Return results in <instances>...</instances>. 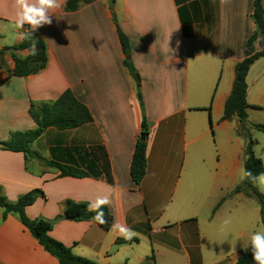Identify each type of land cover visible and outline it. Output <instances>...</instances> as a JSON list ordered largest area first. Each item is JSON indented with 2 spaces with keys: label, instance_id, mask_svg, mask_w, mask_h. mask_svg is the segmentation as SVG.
Here are the masks:
<instances>
[{
  "label": "crops",
  "instance_id": "1",
  "mask_svg": "<svg viewBox=\"0 0 264 264\" xmlns=\"http://www.w3.org/2000/svg\"><path fill=\"white\" fill-rule=\"evenodd\" d=\"M114 1V9L107 0H98L66 12L67 0H59L60 8L50 12L52 23L36 30L47 45V67L25 78L8 77L15 66L9 53L4 55L6 66H0V142L12 132L37 127L29 113L31 103H53L70 90L89 110L93 122L64 131L49 128L31 148L47 161L78 168L89 176L61 177L60 171L33 157L0 150V189L13 203L42 190L45 198L25 212L30 219L49 221L63 213L66 201L89 203L111 189L107 207L114 222L133 229L137 237L129 241L94 222L69 220L55 223L50 236L98 264H114L113 259L143 264L155 250L150 246L141 253L142 243L150 242L154 234H168L175 223L180 244H173L172 237L162 238L156 243L160 252L172 258L183 253L186 264H203L197 209L212 208L225 199L224 191L237 185L238 175L245 170L241 123L236 117L223 120V115L236 65L264 47L261 35L247 47L256 31L251 18L255 0ZM14 2L0 0V50L19 44L26 31L10 27ZM115 22L130 40V58L140 78L150 129L147 172L139 186L130 170L142 113L137 82L123 64ZM17 55L25 58L28 52ZM263 59L247 75L249 109H264V64L258 70ZM249 109L251 121L254 110ZM213 129L222 140L214 165L208 164L206 155ZM237 196L246 200L243 193ZM173 204L177 208L169 211ZM225 205L226 199L220 208ZM0 264L60 263L17 216L3 219L0 208Z\"/></svg>",
  "mask_w": 264,
  "mask_h": 264
},
{
  "label": "trees",
  "instance_id": "2",
  "mask_svg": "<svg viewBox=\"0 0 264 264\" xmlns=\"http://www.w3.org/2000/svg\"><path fill=\"white\" fill-rule=\"evenodd\" d=\"M98 0H67L65 5L66 12H75L84 5H89ZM264 0L254 1V11L251 16L256 25V31L247 41V47H252L261 35L264 37ZM116 23L119 40L125 60L123 62L125 68L130 75H137V99L140 104L142 113L141 134L137 139L133 159L131 163V178L133 182L139 186L145 178L147 172V140L150 129L145 115L143 95L141 92V83L139 75L133 65L131 58V44L127 35L121 30ZM26 31H29L25 25ZM25 31V32H26ZM36 44L35 55L32 54V44ZM18 51H27L28 55L21 58L17 55ZM9 53L14 61V69L8 71V77L25 78L31 75H36L43 71L48 64L47 45L39 32L35 31L31 39L23 38L22 41L14 46H7L0 50V66L5 67L4 55ZM264 57V47L261 51L244 59L235 67V80L233 90L225 103L223 120H230L236 117L241 123V134H245L248 128L247 109L250 108L247 103V75L251 66ZM261 109V108H259ZM210 111V108L208 109ZM29 113L36 123L37 127L28 131H16L10 134L6 141L0 142V150L23 153L26 156L33 157L50 168H55L60 171L61 177L85 178L89 174L75 167L63 165L54 161H47L41 155L34 152L31 148L32 144L38 140L44 132L49 128H55L60 131L76 129L83 125L93 122V118L89 110L80 103L70 90H66L53 103H42L36 105L31 103ZM211 128H213L210 121ZM257 128L264 133V126L257 125ZM213 132V130H212ZM141 135H145V139H141ZM245 170L251 171L254 175L264 173V164L261 158L257 157L253 151V141L246 148V160L244 163ZM236 193H243L247 197L257 198L260 206L261 222L264 226V195L258 190L256 185L249 179L245 178L243 185L236 187ZM39 198H45L42 190L36 189L18 198L16 202H10L0 189V208L3 209V219L8 215H15L21 224L29 231L38 243L51 256L55 257L60 264H98L87 258L76 255L71 248L65 246L62 242L53 239L50 232L53 230L55 223L61 220H69L73 222H94L92 219L95 213L87 210L88 202H74L68 200L64 204L63 213L55 218L54 221L45 220L43 218L30 219L25 209L33 205ZM220 202L214 209V212L220 207ZM103 211L108 221L106 225H100L104 230L109 231L111 224L114 222V216L111 210L105 206ZM154 254L147 259L143 264H155ZM235 264H254L252 252H240V256Z\"/></svg>",
  "mask_w": 264,
  "mask_h": 264
},
{
  "label": "rangeland",
  "instance_id": "3",
  "mask_svg": "<svg viewBox=\"0 0 264 264\" xmlns=\"http://www.w3.org/2000/svg\"><path fill=\"white\" fill-rule=\"evenodd\" d=\"M9 40L10 39L7 36V41ZM261 64H264V61L259 63L258 70L261 69ZM249 110H254L252 111L253 114H251L252 120H248V124H251L253 127H249L248 125L246 130V132L249 133L250 138L246 132L244 135L242 134V136L246 141V148L250 142L253 141V151L256 156L262 159L264 164V133L257 128V125L264 126V109L251 108ZM240 131L242 133L241 129ZM210 142V151L206 150V155L210 157L208 164L209 162L210 164L212 162V165H214V161L216 162L219 160V148L222 147V140L220 136L218 139L215 137V132L214 134L211 132ZM243 171H241L238 175L239 183L233 188L226 189L224 191V197L226 199L225 207L222 209L220 208L225 200L223 199L220 201L222 204L216 212H214V209L220 202L217 205L212 206V208L202 207L200 210L197 209V218L195 221L199 230V243H201V248L203 250V264H231L234 257L237 256V254L239 255L240 252H251L250 246L247 250H245V246L247 245L251 235L256 231H264V226L260 217V206L257 198L246 196V200L243 201L238 198L237 193L235 192L236 187L243 185L245 181ZM256 187L264 195V191H261L257 185ZM175 208H177V206L173 204L169 211H174ZM186 211L190 210L188 209ZM188 214L189 212L185 213L183 216L185 217V215ZM225 217H229L231 222L227 226V229L222 232L220 229ZM177 220H179V218H175L173 221ZM183 222L188 223V220H184ZM176 223L182 224V222ZM170 226L168 234H154V236L151 237L150 242L142 243L140 252L143 253L144 249L149 251L151 246L152 250H155L153 253L151 252V256L152 254L155 255L156 264H186L187 257L183 253H178L177 258H172L166 253L160 252L156 244L158 243L157 240L160 241L162 238L165 240L171 237L173 244H177V242L179 243V240H176V235H179L177 225L174 223ZM140 230L142 233L143 228ZM156 251H159L158 255ZM113 263L123 264L121 259H113Z\"/></svg>",
  "mask_w": 264,
  "mask_h": 264
},
{
  "label": "clouds",
  "instance_id": "4",
  "mask_svg": "<svg viewBox=\"0 0 264 264\" xmlns=\"http://www.w3.org/2000/svg\"><path fill=\"white\" fill-rule=\"evenodd\" d=\"M60 6L59 0H15V14L10 27L15 30H20L27 25L29 31L22 32L21 35L25 39H31L32 34L37 29L52 23L50 12L60 8ZM31 48L32 54L35 55V42H33ZM243 176L257 185L261 191H264V173L254 175L251 171L244 170ZM111 196L112 190L110 189L106 194L98 195L94 201L88 204L87 210L95 213L92 219L100 225L108 224L103 209L105 206L111 204ZM230 222L229 219H225L220 230L222 232L225 231ZM109 231L116 232L120 237L129 241L138 236V233L133 229L117 222L111 224ZM249 246L254 264H264V231L254 232L245 246V250Z\"/></svg>",
  "mask_w": 264,
  "mask_h": 264
},
{
  "label": "water",
  "instance_id": "5",
  "mask_svg": "<svg viewBox=\"0 0 264 264\" xmlns=\"http://www.w3.org/2000/svg\"><path fill=\"white\" fill-rule=\"evenodd\" d=\"M107 2H108V4H109V7H110L111 9H114L115 1H114V0H107ZM113 18H114L115 20H116V18H117V15H116L115 12L113 13ZM127 58L129 59L130 57H127ZM133 79L137 82V81H138V77H137V75H133ZM248 125H249V127H253L251 124H248ZM246 134H247L248 137L250 138L249 133L246 132ZM145 138H146L145 135H141V139H142V140L145 139Z\"/></svg>",
  "mask_w": 264,
  "mask_h": 264
}]
</instances>
